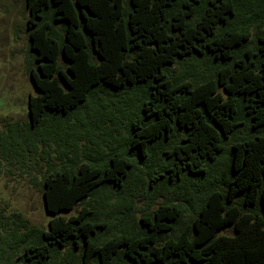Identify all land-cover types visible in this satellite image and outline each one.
Masks as SVG:
<instances>
[{
  "label": "trees",
  "instance_id": "trees-1",
  "mask_svg": "<svg viewBox=\"0 0 264 264\" xmlns=\"http://www.w3.org/2000/svg\"><path fill=\"white\" fill-rule=\"evenodd\" d=\"M24 2L37 93L22 144L52 138L58 164L42 179L47 229L0 213V264H264V0ZM110 88L143 93L137 110L106 106ZM89 109L125 121L143 162L115 149L103 162L89 132L65 127ZM11 136L0 165L21 159ZM225 150L224 173L197 189Z\"/></svg>",
  "mask_w": 264,
  "mask_h": 264
},
{
  "label": "rangeland",
  "instance_id": "rangeland-1",
  "mask_svg": "<svg viewBox=\"0 0 264 264\" xmlns=\"http://www.w3.org/2000/svg\"><path fill=\"white\" fill-rule=\"evenodd\" d=\"M27 16L28 11L24 0H0V131L3 132L4 130L5 133L14 135L16 142L19 143L15 147L19 149L21 154L19 162H1L0 213L2 220L9 224H11L15 215H21L23 219H28L30 225L37 231L47 229L48 219L52 216L44 208L42 179L44 174L52 170L47 169L49 166L58 164V153L52 138L49 145H46L47 147H39L35 152L28 151L22 144L26 136L31 140H35L34 128L28 126L27 100L29 94L37 93V89L30 78L26 30ZM175 68L178 70L177 65ZM104 97L107 99L106 106H109V99L120 100V103H132L133 111H135L138 107L136 104L143 98V93L137 91L126 93V90L110 88L109 94L104 95ZM107 111H104L102 118L106 117L105 113ZM91 113L92 110L90 109L88 111H78L77 116L74 117L75 119H72V124H66L65 127L77 129L74 136L80 129L82 133L89 132L94 142L98 143L101 148L100 150L96 147V143L92 145V147L100 150L99 157L102 158L103 162L108 160L110 151L114 149L123 153L126 152L130 160H141L143 162L138 157L136 148L129 146L131 131L125 121L117 122L116 125L110 124L109 121L107 123L92 122V117H89ZM114 128H116L115 131ZM69 138L70 135H67L58 137V140L66 142ZM104 138L113 141V146L109 148L104 145L102 142ZM84 141L85 139L80 142L83 143ZM30 153L33 154L32 158H30ZM226 167L227 152L225 150L219 161L209 165L208 173L193 178V181H196L194 186L197 189L207 188L213 179L209 177L210 174L214 173V175L220 176L224 173ZM159 169L158 163H155L151 168L153 173ZM200 179H202V182L199 183ZM137 186H142L141 182ZM146 202V199L142 196L136 201V204L138 207H143ZM110 204L112 203H109V208H112L113 206H110ZM80 206V204L76 205L73 210L61 211L58 214H72ZM119 207L117 206V208ZM152 207L156 208L157 205L153 204ZM112 213L117 214L115 207L112 208ZM188 213L189 211L186 212V214ZM138 218L139 214L136 215L135 219ZM223 232L224 230L220 231V233ZM227 232L230 231L227 230ZM102 234L105 235L106 231H103ZM69 255H71V252H69Z\"/></svg>",
  "mask_w": 264,
  "mask_h": 264
},
{
  "label": "water",
  "instance_id": "water-1",
  "mask_svg": "<svg viewBox=\"0 0 264 264\" xmlns=\"http://www.w3.org/2000/svg\"><path fill=\"white\" fill-rule=\"evenodd\" d=\"M44 206H45V203H44Z\"/></svg>",
  "mask_w": 264,
  "mask_h": 264
}]
</instances>
